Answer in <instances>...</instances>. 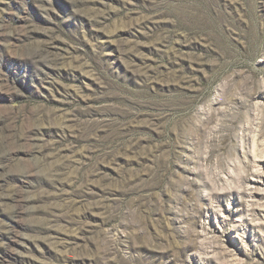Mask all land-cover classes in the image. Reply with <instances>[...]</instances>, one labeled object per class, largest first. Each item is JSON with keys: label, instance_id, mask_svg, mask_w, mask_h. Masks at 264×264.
Segmentation results:
<instances>
[{"label": "rangeland", "instance_id": "1", "mask_svg": "<svg viewBox=\"0 0 264 264\" xmlns=\"http://www.w3.org/2000/svg\"><path fill=\"white\" fill-rule=\"evenodd\" d=\"M0 264H264V0H0Z\"/></svg>", "mask_w": 264, "mask_h": 264}]
</instances>
